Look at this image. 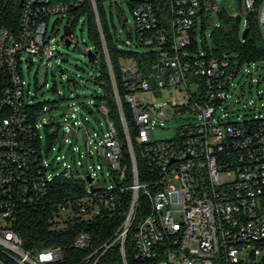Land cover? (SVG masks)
Masks as SVG:
<instances>
[{
	"label": "built area",
	"instance_id": "built-area-1",
	"mask_svg": "<svg viewBox=\"0 0 264 264\" xmlns=\"http://www.w3.org/2000/svg\"><path fill=\"white\" fill-rule=\"evenodd\" d=\"M85 1L25 0L16 32L0 18V70L5 72L0 92V264L256 263L264 256V104L255 111L254 102L250 119L237 116L231 121L228 110L240 102L236 88L241 78L246 82L264 62L242 63L231 54L211 58L193 49L198 20L218 12V0H143L131 12L135 29L127 33L132 49L159 44L160 54L146 71L123 64L122 97L111 70L121 134L108 120L100 133L89 134L82 110L95 119L108 115L107 108H97L93 100L72 103L59 123L44 118L39 122L41 111L33 110L36 104L26 89L22 66L29 68L35 56L53 59L48 20L65 19ZM88 1L101 32L95 0ZM240 1L247 13L255 14L264 42V0ZM163 5L168 19L161 13ZM64 26L72 34L63 33L61 41L68 38L72 43L74 29L67 21ZM101 39L105 48L102 34ZM257 96L264 98L262 92ZM167 109L171 117L184 113L192 118L172 138L152 141L158 122L169 119ZM81 136L86 137L82 150L76 145ZM59 137L68 143L69 155L61 154L62 145L57 150L53 146ZM134 146L146 169L141 177ZM49 151L57 153L55 169L44 158ZM99 175L107 178V186L97 184ZM56 180L79 182L85 193L54 204ZM125 197L124 217L102 241L88 230H76L70 243L36 250L24 247L13 229L23 210L48 206L50 228L70 232L82 222L92 224L100 216L120 212Z\"/></svg>",
	"mask_w": 264,
	"mask_h": 264
},
{
	"label": "trees",
	"instance_id": "trees-1",
	"mask_svg": "<svg viewBox=\"0 0 264 264\" xmlns=\"http://www.w3.org/2000/svg\"><path fill=\"white\" fill-rule=\"evenodd\" d=\"M55 3L66 4L71 0H53ZM143 0H95V6L100 23L101 32L96 23L95 14L92 5L88 0L83 4L70 9L66 16L67 24H70L72 29L76 28L77 21L84 18L83 26H87L88 36L94 46V51L97 53V61L94 63L97 70V76L94 78V83L100 86L102 93L93 97V101L97 108L105 106L108 110V115L102 117L104 120L112 121L121 134V124L119 120L118 109L115 103L113 88L111 83V70L113 72L115 81L118 86L119 94L122 97L124 94L123 74L121 67L124 63L136 66L138 69L146 71L149 65L157 59L160 54V45L156 44L152 48H146L144 51H137L134 49L120 48L117 44L118 39L115 36V31L111 30L113 26L112 14L116 12L117 17L122 25L126 28L125 13L119 7V4L125 3L129 11L132 12L136 3ZM25 0H0V18L6 27L12 32L18 29L20 20V13ZM162 15L168 19V7L162 6ZM160 13V14H161ZM108 15L110 17V24L108 22ZM220 17L219 26L212 31V47L204 46L203 50L207 52L208 57L220 58L224 54H231L236 56L242 63L264 62V42L261 38L259 28L254 13L246 12L247 33L245 38H241V31L239 25L236 24L235 17L228 15L223 9L218 11ZM74 20L72 23L71 21ZM201 19L204 25L208 23ZM161 26H158L159 31ZM114 33V35H113ZM202 33V32H201ZM101 34L104 39L105 48L101 39ZM151 34L144 33V36ZM155 35V32L153 33ZM128 38L130 37L127 34ZM197 33H193L195 38ZM142 47V46H141ZM193 49H197V41L193 39ZM5 72L0 70V92L2 90ZM42 104H36L33 109L39 112L42 109ZM126 120L129 125H132V117L124 106ZM2 115H0L1 117ZM132 138L134 133L132 132ZM134 152L137 159L139 176L146 171L142 161L138 156V147L134 146ZM127 148L123 147V157L127 161ZM84 185L71 180H56L52 185L51 202L57 203L66 196L84 195ZM125 201L120 212H114L110 216H100L94 223L89 224L82 222L79 225L70 227V232H57L50 228L48 219L50 218V209L48 206H38L36 208H29L23 210L15 220L13 226L14 231L21 237L23 245L30 249H41L45 247L61 246L70 243L72 231L88 230L93 233L94 237L99 240H105L118 227L124 212L126 211L127 202ZM71 233V234H70ZM65 235V239L63 236ZM69 235V236H68ZM67 237V238H66ZM254 264H264V256L257 259Z\"/></svg>",
	"mask_w": 264,
	"mask_h": 264
},
{
	"label": "rangeland",
	"instance_id": "rangeland-1",
	"mask_svg": "<svg viewBox=\"0 0 264 264\" xmlns=\"http://www.w3.org/2000/svg\"><path fill=\"white\" fill-rule=\"evenodd\" d=\"M218 4L228 15L233 17L237 15L241 16L239 28L242 32L246 19V10L241 1L218 0ZM119 7L125 13L126 28L122 27L116 12L113 11L112 21L114 27L111 26V30L115 31V36L118 39L117 44L120 48L132 49L133 41L128 38L127 32L129 29L134 31V18L125 3L119 4ZM204 21L208 22L204 26L200 19L197 23L196 41L200 51L203 50L204 46L212 47V31L220 23L218 12L211 13ZM65 22L66 19L62 20L60 16L51 17L48 20V40L53 48V59L46 62L45 59L40 60L39 56H35L30 58L31 65L29 68L25 65L22 66L26 89L33 95V103L42 104V108L45 110V113L42 109L40 110L39 122L44 118L47 122L59 123L62 121L65 113L69 114L68 110L72 103L86 104L93 100V97L102 93L100 86L96 85L93 81L97 76V70L94 64L90 63L86 57L88 50H94V46L87 33V26L78 23L74 29V41L70 46H65L64 42L61 41L63 35L62 27ZM108 22L110 24L109 15ZM125 42H129L130 44L125 45ZM134 50L144 51L146 48L137 47ZM97 63H99V60ZM251 72V77L248 76L245 79L246 82H244V78H241V87L236 88V92L241 96H239L240 102L229 107L228 112L231 121L236 120L237 116H241L243 119H250L254 113L252 111L254 102L256 103L255 111H258V108L264 104V98L259 99L257 96L258 92L264 94V66L258 64L257 69ZM82 113L88 118L86 128L89 134H92L94 131L100 133L101 129L104 130L106 123L102 117L96 116L97 119H95V117H90L84 110H82ZM166 115L169 119L162 121V125H159L158 122L157 127L151 132L152 141L172 138L175 135L176 129L192 118L184 113H175L171 117L169 109L166 110ZM39 134L41 135V147L45 151L48 142L43 128L40 129ZM65 139L72 141V137L69 135ZM99 139L97 138L96 141H99ZM85 142L86 137L81 136L76 145H80L82 150ZM60 145H62L61 154L69 155V145L68 143H63L61 137L53 143L56 150ZM56 154V151H49L47 156L44 157L54 169L56 167L54 161ZM86 163L89 164L88 160H86ZM97 184H100L102 187L107 186V178L104 175H99Z\"/></svg>",
	"mask_w": 264,
	"mask_h": 264
},
{
	"label": "water",
	"instance_id": "water-1",
	"mask_svg": "<svg viewBox=\"0 0 264 264\" xmlns=\"http://www.w3.org/2000/svg\"><path fill=\"white\" fill-rule=\"evenodd\" d=\"M240 20H241V16L240 15H237L235 16V21H236V24L239 25L240 23ZM63 33L68 36L70 34H72V30L68 27V26H64L63 27ZM247 33V28H244L241 32V38L244 39L245 38V35ZM64 44L65 46H70L72 43H71V40L66 38L65 41H64ZM86 57L88 59V61L92 64L96 63L97 62V53L95 51H92V50H88L86 52Z\"/></svg>",
	"mask_w": 264,
	"mask_h": 264
}]
</instances>
